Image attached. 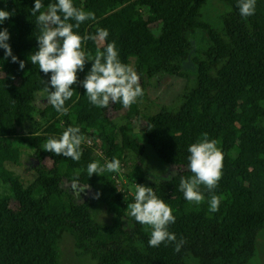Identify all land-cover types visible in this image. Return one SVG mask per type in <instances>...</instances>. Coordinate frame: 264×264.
Listing matches in <instances>:
<instances>
[{
  "label": "trees",
  "instance_id": "16d2710c",
  "mask_svg": "<svg viewBox=\"0 0 264 264\" xmlns=\"http://www.w3.org/2000/svg\"><path fill=\"white\" fill-rule=\"evenodd\" d=\"M207 1L72 0L75 7L95 14L74 32L95 35L104 23L111 35L107 43L115 41L120 61L128 65L133 59L143 89L137 100L146 96V79L160 73L186 79L177 108L163 107L146 116L137 100L127 108L119 102H110L107 109L95 107L80 84L72 86L73 96L65 102L67 114L51 105L38 111L35 92L43 91L51 74L28 59L38 48L34 0H0V10L13 13L0 30H8L12 54L25 62L19 69L0 48V264H61L58 245L65 233L73 237L77 254L96 264H247L253 257L264 229V0H256L255 14L247 18L239 12V0H218L228 8L221 33L202 20ZM42 2L46 7L55 0ZM196 31L210 45L193 57L195 74L190 77L183 65ZM82 50L94 57L100 48L97 41L87 40ZM90 68L86 62L77 73L79 81ZM112 113H120L129 125L141 121V128L120 134ZM69 126L79 127L83 136L79 161L43 150L48 138H59ZM203 133L216 141L223 168L212 193L200 185L205 199L197 205L184 198L179 181L192 175L187 149ZM144 143L177 169L170 179L150 187L172 209L176 219L168 230L185 241L179 252L173 244L148 245L150 226L128 216L127 204L135 202V195L116 183L120 173L130 183L146 186L141 154L131 169L126 163L128 153L144 151ZM24 147L37 164L36 177L28 183L7 167L21 165ZM113 158L120 161L118 172L88 177L89 163L104 166ZM74 179L79 185L88 183L99 198L92 194L77 202L62 187ZM212 194L221 198L215 213L209 210ZM100 207L111 215L109 223L96 219Z\"/></svg>",
  "mask_w": 264,
  "mask_h": 264
},
{
  "label": "clouds",
  "instance_id": "9594fccd",
  "mask_svg": "<svg viewBox=\"0 0 264 264\" xmlns=\"http://www.w3.org/2000/svg\"><path fill=\"white\" fill-rule=\"evenodd\" d=\"M238 8L242 17H250L255 14L256 0H239ZM12 15V12L0 10V23ZM31 15L36 17L39 35L36 37L38 48L28 59L32 65L39 66L40 72L51 74L49 80L44 81L42 93L38 95L46 99L47 105H51L58 113L67 114L65 102L72 98V86L76 84L82 85L89 102L98 108L107 109L110 102H119L127 108L135 103L138 97L143 96L139 76L130 66L120 61L115 41L107 43L103 51L97 50L94 57L82 50L84 41L93 40L102 44L109 36L108 30L103 28H98L95 35L88 34L83 37L73 31L74 28L79 29L86 20H94L93 12L75 7L72 0H55L46 7L42 0H34ZM8 40V30H0V48L4 50L5 58L11 57V62L18 63L19 69L23 70L25 62L18 61L12 54ZM89 61L91 68L85 78L79 81L77 73L83 71L85 63ZM41 100L38 102L41 103ZM82 141L80 128L69 126L59 138H48L43 150L79 161L82 156ZM187 151L190 154L187 157V169L192 175L180 178L179 190L188 202L198 205L205 199L200 185H204L212 193L221 179L223 154L216 141L210 140L207 133H203L198 142L189 145ZM119 170L120 161L116 158L104 166L95 161L87 165L88 177L94 173L98 175L104 171ZM79 171L76 170L77 176ZM175 174L172 170L167 177L162 178L170 179ZM70 186L79 187L78 181L74 179ZM135 188V202L127 204L128 214L137 223L150 226L148 245L158 247L162 243L173 244L174 251L179 252L185 241L183 238L177 240L176 235L168 230V226L175 223L176 219L170 206L156 196L153 188L138 184ZM84 189H90V185ZM99 195L100 193L96 192L92 198L98 199ZM220 203L221 198L212 194L209 201L210 212L218 211Z\"/></svg>",
  "mask_w": 264,
  "mask_h": 264
},
{
  "label": "rangeland",
  "instance_id": "374dc122",
  "mask_svg": "<svg viewBox=\"0 0 264 264\" xmlns=\"http://www.w3.org/2000/svg\"><path fill=\"white\" fill-rule=\"evenodd\" d=\"M227 11V6L220 1L208 0L201 11L202 20L209 24L214 30L221 33V17ZM98 28L107 29L104 23H100ZM152 28L156 32L157 27L152 25ZM190 39L192 43V51L189 58L183 65V69L189 73L190 77H193V75L195 74L193 57L200 55L203 50L209 47L210 43L207 37L199 31L193 33L190 36ZM110 40L111 35L109 32V36L102 44L98 42L101 51H103L105 44ZM130 62L131 63L128 64V66L132 68L133 59H131ZM146 82V96L144 99L137 100L139 109L146 116L156 114L163 107H166L168 109L177 108L178 104L180 103L181 94L187 87L186 79L164 73H160L151 79H146ZM39 93H42V91L35 92L36 98L34 101V104L38 111L47 105V100L42 99V97L38 95ZM39 100H41V103L38 102ZM110 117L112 118V121L114 122L120 134L130 131L132 128H135V132H138L139 128H141V121L135 123L134 126L129 125L125 122V120L121 118L120 113H112ZM26 131L27 128L24 129V132ZM138 139L143 142V139H141L140 135H138ZM144 145L145 149L142 153L140 151H136L135 153H128L126 163L129 169H131L133 165L139 164L137 157L141 154V156L144 158L142 166L146 171L144 182L147 187H150L151 184H156L159 181L165 180L162 177H167L172 170L177 173L176 168L164 164L154 155V153L146 143H144ZM31 155L32 151L29 148L24 147L21 156V165L19 167L7 166L16 175H19L26 183L32 181L36 177L34 167L37 166V164L34 162ZM121 176L122 178L118 176V178L121 179L118 181L119 185L127 187L129 192L135 195V186L137 184V181L130 183L123 175ZM70 185L71 183H62V187L69 190L74 195L77 202H82L86 198L91 197L94 192L91 186L90 189H84V187L89 185L88 183H86L85 185H79V187L77 188H72ZM103 191L104 188L100 190L101 193H103ZM95 216L96 219L100 222L109 223L111 220V215L106 212L105 207L96 208ZM58 248L60 251L61 264H96L89 257L77 254L74 248L73 237L70 234L65 233L62 236ZM247 264H264V229L258 234L255 253Z\"/></svg>",
  "mask_w": 264,
  "mask_h": 264
},
{
  "label": "built area",
  "instance_id": "2783aa9c",
  "mask_svg": "<svg viewBox=\"0 0 264 264\" xmlns=\"http://www.w3.org/2000/svg\"><path fill=\"white\" fill-rule=\"evenodd\" d=\"M86 143H87L88 145H92V140L88 138V139L86 140ZM118 174H119L118 176H120V177L122 178V176L120 175V173H118ZM118 176H117V177H118ZM119 180H121V179L117 178V179H116V183H118ZM129 194H131V193L129 192ZM131 195H133V194H131ZM133 196H134V195H133Z\"/></svg>",
  "mask_w": 264,
  "mask_h": 264
}]
</instances>
